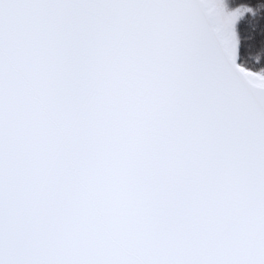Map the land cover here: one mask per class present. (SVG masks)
Instances as JSON below:
<instances>
[{
  "label": "snow or ice",
  "instance_id": "snow-or-ice-1",
  "mask_svg": "<svg viewBox=\"0 0 264 264\" xmlns=\"http://www.w3.org/2000/svg\"><path fill=\"white\" fill-rule=\"evenodd\" d=\"M0 264H264V0H0Z\"/></svg>",
  "mask_w": 264,
  "mask_h": 264
},
{
  "label": "trees",
  "instance_id": "trees-1",
  "mask_svg": "<svg viewBox=\"0 0 264 264\" xmlns=\"http://www.w3.org/2000/svg\"><path fill=\"white\" fill-rule=\"evenodd\" d=\"M229 3H230V5H232V3H233V0H229Z\"/></svg>",
  "mask_w": 264,
  "mask_h": 264
}]
</instances>
